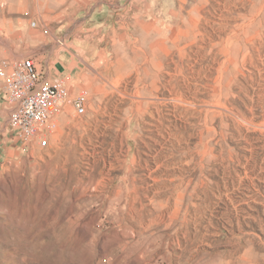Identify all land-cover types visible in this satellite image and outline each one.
<instances>
[{"label": "rangeland", "instance_id": "obj_1", "mask_svg": "<svg viewBox=\"0 0 264 264\" xmlns=\"http://www.w3.org/2000/svg\"><path fill=\"white\" fill-rule=\"evenodd\" d=\"M30 56L88 102L0 121V264H264V0H0Z\"/></svg>", "mask_w": 264, "mask_h": 264}, {"label": "built area", "instance_id": "obj_2", "mask_svg": "<svg viewBox=\"0 0 264 264\" xmlns=\"http://www.w3.org/2000/svg\"><path fill=\"white\" fill-rule=\"evenodd\" d=\"M36 59L30 56L2 60L0 77L6 80V98L11 106L10 128L21 140L45 146L48 139L44 134L57 107L68 101L74 112L81 115L86 110L88 98L85 93H79L71 99L68 86L46 79Z\"/></svg>", "mask_w": 264, "mask_h": 264}, {"label": "crops", "instance_id": "obj_3", "mask_svg": "<svg viewBox=\"0 0 264 264\" xmlns=\"http://www.w3.org/2000/svg\"><path fill=\"white\" fill-rule=\"evenodd\" d=\"M43 76L49 81H54L57 79V77L52 73V71H49L48 73L46 69L44 70ZM5 87H6V80L0 77V121L6 124L7 128L11 129L8 124V118H9L11 106L8 103L7 98H6Z\"/></svg>", "mask_w": 264, "mask_h": 264}]
</instances>
